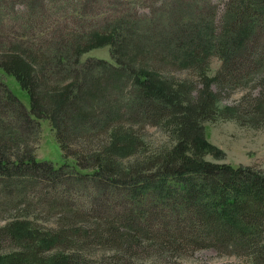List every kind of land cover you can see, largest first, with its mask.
I'll return each mask as SVG.
<instances>
[{"label": "trees", "instance_id": "16d2710c", "mask_svg": "<svg viewBox=\"0 0 264 264\" xmlns=\"http://www.w3.org/2000/svg\"><path fill=\"white\" fill-rule=\"evenodd\" d=\"M219 8L221 17L215 14ZM166 14L174 21L168 22ZM186 16L200 22L203 28L200 40L192 42L182 53L183 48L178 45L181 33L191 25L180 28L175 22L186 21ZM151 33H158L156 43L146 49L143 40L150 39ZM104 46L111 47L115 64L98 59L88 71L98 68L109 75H101L103 82L108 80L105 84L99 79L93 83V88L99 91L109 90L110 81L118 72L130 70L125 64L128 56L136 59L152 50L155 58L160 59L175 49L174 52L183 55V66L197 64L198 50L204 56L219 55L225 62V82H240L245 71L249 74L264 66V0H0V132L4 135L6 130L11 135L29 132L34 117L51 119L59 130L69 124L83 128L79 116H62L60 109L78 98L86 82L81 77L85 66L80 68V61L69 57ZM155 68L152 64L148 70H133L140 89L129 104L147 123H160L163 129H169L173 139L175 146L154 161L158 165L155 171L148 175L131 172L116 179L111 174L115 170L110 168L115 166L112 163L99 166L96 171L94 168L95 174L88 175L79 169L90 167L81 164L55 170L31 158L15 156L12 160L9 149L1 145L4 135H0V179L17 191L16 185L21 180L28 188H48L58 203L71 193H83L82 197L100 201L99 196L93 195L95 190H101L103 199L113 195L121 203V210H126L118 214V223L127 222L138 231L153 233L146 227L157 221L165 230L169 228L172 236H182L201 247L259 245L258 239L264 233V173L205 161L201 154L207 144L200 127L207 118L197 123L190 116L183 119L168 116L179 105L172 85L159 78L153 72ZM61 75H66L72 85L62 89L57 104L51 105L56 114L51 115L46 102L48 94L45 96L43 91ZM7 78H14L29 92L31 111L13 93ZM117 78L120 80L121 76ZM207 82L209 86L211 79ZM89 84L91 87L92 82ZM83 95L84 99L96 97L91 90ZM215 97L201 94L197 111L203 115L215 111ZM66 133L70 138L73 136L69 128ZM113 144L109 154L113 157L131 155L143 146L139 137L132 134H127L123 143L118 138ZM93 159L97 162L98 158ZM76 175L81 179L72 178ZM49 241L52 245L57 239Z\"/></svg>", "mask_w": 264, "mask_h": 264}, {"label": "rangeland", "instance_id": "374dc122", "mask_svg": "<svg viewBox=\"0 0 264 264\" xmlns=\"http://www.w3.org/2000/svg\"><path fill=\"white\" fill-rule=\"evenodd\" d=\"M221 12L222 8H219L216 16L221 17ZM166 17L168 22L174 21L169 14ZM185 19L175 22L180 28L184 24L191 25L181 33L178 45L183 48L182 53L192 42L200 40L203 28L191 17L186 16ZM157 36L158 33H151L150 39L143 40L142 46L146 49L148 45L154 46ZM135 38L138 39L137 36ZM161 41L166 44L164 39ZM74 43L78 45V42ZM153 51L136 59L128 56L125 64L130 70L118 72L114 76L117 80L111 79L107 91L93 88L96 79L102 84L108 81L101 79L102 74L109 76L107 72L98 68L88 71L90 64L95 65L98 59L115 64L111 47L94 48L81 53V56L79 53L70 55L69 60L76 57L80 68L85 66L81 69V77L86 82L78 98L61 105L60 109L62 116H79L84 123L83 128H74L68 123L67 128L59 130L51 119L34 117L29 132L14 135L8 134V130L5 135L0 132L4 135L1 145L9 149L12 160L15 156L31 158L47 163L55 170L81 164L90 167L79 169L88 175L95 174L94 168L96 171L97 167L112 163L115 166L110 168L115 170H111V174L116 179L131 172L150 174L158 166L154 163L156 158L165 150L167 154L175 145L169 129H163L160 123H147L144 116H138L137 111L130 109L129 104L140 89L133 70H148L155 64L156 71L153 72L172 85L174 99L179 105L168 116L179 119L190 116L197 123L207 118L200 127L204 130L207 144L201 157L211 164L249 167L264 173V66L249 74L245 71V78L240 82L227 83L225 62L219 55L204 56L205 53L198 50L195 52L199 55L197 64L183 66V55H178L175 49L160 59L155 58ZM76 70L80 71L78 66ZM67 78L66 75L57 77L43 91L44 95L48 94L46 102L51 115L56 114L51 105L57 104L56 100L63 94L62 89L67 90L72 85ZM207 79H211L209 86ZM7 81L22 105L31 111L33 103L29 92L14 78H7ZM88 81L92 82L91 87ZM88 90L96 97L86 96L84 99L83 94ZM203 93L217 96L215 111L207 115L197 111ZM88 119L91 122H87ZM68 128L73 135L71 138L66 133ZM127 134L139 137L143 146L128 156L109 155L113 142L119 138L123 143ZM190 148L186 147V150L192 152ZM93 158H98L97 162ZM66 172L71 173L69 170ZM72 178L81 179L80 175ZM3 182L0 179V264H264V233L258 239L259 245L201 247L182 236H172L171 230H165L157 221L146 227L153 233L135 230L127 222L118 223V214L126 210H121V203L113 195L103 199L101 190H95L93 195L99 196L100 201L82 197L83 193H71L59 199L58 203L48 188H28L21 180L16 185L21 191L18 192L14 186ZM60 188L67 191L64 186ZM41 190L43 192H39ZM50 238L57 241L51 245Z\"/></svg>", "mask_w": 264, "mask_h": 264}]
</instances>
